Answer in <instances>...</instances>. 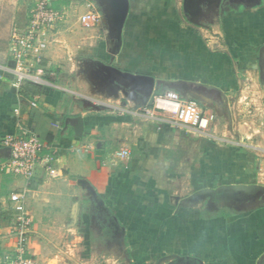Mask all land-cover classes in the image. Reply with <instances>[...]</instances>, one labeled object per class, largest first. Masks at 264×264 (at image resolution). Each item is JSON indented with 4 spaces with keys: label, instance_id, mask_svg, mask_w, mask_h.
Here are the masks:
<instances>
[{
    "label": "crops",
    "instance_id": "0c3cea01",
    "mask_svg": "<svg viewBox=\"0 0 264 264\" xmlns=\"http://www.w3.org/2000/svg\"><path fill=\"white\" fill-rule=\"evenodd\" d=\"M35 1L0 0V143L20 124L29 127L47 143L54 172L40 165L29 181L6 173L5 184L0 181V264L15 242L10 225L15 212L8 200L13 191L26 193L28 250L41 260L48 256L47 241L59 244L83 223L75 240H88L94 230L102 240H115L118 264H264V193L256 199H240L229 190L195 196L232 184L264 188V122L250 118L254 127L239 123L238 133L231 110L246 72L257 76L264 97V0H128L120 32L113 0H88L100 15L88 27L101 26L105 33L99 48L88 47L91 54L109 69L116 52L113 68L153 79L129 87L124 81V87L105 91L102 99L76 98L69 92L62 82V53L50 45L42 64L55 75L43 84L29 82L22 90L12 85L11 34L26 27ZM57 40L55 47L61 49L62 39ZM115 72L118 81L125 79ZM160 80L181 81L183 97L198 100L215 114L207 133L141 117L134 109L141 106L139 95L160 86L171 89ZM191 83L221 92L200 95ZM190 143L196 148L193 155L186 148ZM87 144L92 147L86 149ZM122 147L130 148V158L117 165L104 163ZM189 177L195 190L188 194L181 183Z\"/></svg>",
    "mask_w": 264,
    "mask_h": 264
},
{
    "label": "built area",
    "instance_id": "2783aa9c",
    "mask_svg": "<svg viewBox=\"0 0 264 264\" xmlns=\"http://www.w3.org/2000/svg\"><path fill=\"white\" fill-rule=\"evenodd\" d=\"M60 3H66L69 7L83 4L89 6L90 9L79 17L80 23L84 26L95 25L100 19V15L91 8L92 3L88 0H36L28 13L26 27L16 28L11 34V58L14 64L9 70L14 75L12 85L17 90H22L29 82L43 84L48 77L55 75V72L42 64V61L52 36L56 34L55 31L67 12L64 7H60ZM31 105L37 106V100L33 99ZM153 108L167 115L170 120L161 119L159 114L153 111H147L148 117L156 121H166L173 127L193 129L199 133H207L211 123L216 119L215 114L207 112L198 100L183 97L173 89L154 94ZM2 141L3 146L11 148L10 156L0 163V169L4 173L21 175L29 181L34 177L38 167L43 165L46 171L53 174V155L46 151L47 143L29 127L20 124L16 132L7 134ZM91 147L92 145L87 144L86 149ZM130 156V148L122 147L109 153L104 163L117 165ZM25 198L26 193L21 191H13L8 197L15 212L11 225L15 242L5 256V264H38L28 250L31 217L26 208Z\"/></svg>",
    "mask_w": 264,
    "mask_h": 264
},
{
    "label": "rangeland",
    "instance_id": "374dc122",
    "mask_svg": "<svg viewBox=\"0 0 264 264\" xmlns=\"http://www.w3.org/2000/svg\"><path fill=\"white\" fill-rule=\"evenodd\" d=\"M94 6L96 8H99L97 3H95ZM60 7H64V10L67 12L63 20L59 23L61 25H58L57 30H62V32L61 34H58V31H55L56 34L52 36L50 49H56L62 53V55L59 56L61 57L60 59H62L60 60L62 61L60 68L63 70L62 82L66 83L65 86L69 89V92L77 95L76 98L84 99V95H90L93 97H97V99H102L101 95L102 93L104 94L105 91H108L107 93L111 94V90L124 87V81H126L127 84L131 83L130 81L125 79H123V81L121 82L118 81V75L115 72L116 68H113L116 67V52H114L115 55H112L114 59L111 57L109 63H107L109 69H107L106 64L104 65V63L99 62L100 58L99 56H97V54H91L94 52H92V50L90 52L88 47L95 46V48H99V43L101 39L104 38L105 33L102 30L101 26L88 27L80 23L79 17L84 11L88 10V6L83 4L79 6L75 5L74 7H69L66 3H60ZM91 8H94L93 5L91 6ZM30 9L28 13L30 12ZM97 10L99 11V13H102L99 9ZM105 18L106 17L104 16V19ZM113 30L116 29L113 27ZM59 37L62 39L61 49L55 47L59 42L57 40ZM207 39L214 40V38L212 37ZM90 41H92V44L90 43ZM106 45L108 46L107 43ZM211 45L215 44L211 43ZM93 51L95 50L93 49ZM64 79H66V81H64ZM125 87H127L126 84ZM70 90L73 92H71ZM161 91L162 87L160 86L155 90L153 89L152 93H161ZM89 93L93 94L91 95ZM152 93L149 95H139L141 98L139 102H141L142 104L140 103L141 106L134 107V109H137V111L142 113L141 117H146V119L151 121L156 120H154L152 117H148V114H146L147 111H153L159 114L160 118L163 120H170L167 115L161 114L154 110V95ZM123 100L127 102L125 98H123ZM233 100L236 101V105L235 107H232L231 110H233L232 113H236L235 125L237 126L238 133H240V128L238 126L239 123H241V125H244L248 129H252V127H254L252 123H249L248 121L250 118H253L254 121L257 122H264V112L262 111L264 107L262 106L261 102L262 100H264V97L261 92L260 82L258 81L256 75L254 77L253 74L250 75L247 72L245 75H243L242 92L239 94V96L234 97ZM226 120L227 114L226 116H221V121L223 124H226ZM246 122L248 124H245ZM0 144H3V141H1ZM184 145H182L183 148L185 147ZM0 146L3 147L2 145ZM183 148L178 151L183 150ZM186 148L190 152V155H193V153L196 152L194 143H190V146L188 145ZM177 153L179 154L181 152ZM5 178V173L0 169V181L2 184H5L3 182ZM181 184L184 188L183 191H188V194L195 190L194 185L191 184L190 177L187 180H184L183 178ZM1 211L2 210H0V213H2ZM82 224L83 223L79 224V227L75 233L71 232V234L64 238L59 244L57 241H47L46 252L48 253V256L45 258V260H41V257H39V255L34 256L38 264H57V258L62 259V264H118L121 261V258H118L120 247L116 244L115 240H102L100 238V233L97 234V231L95 232V230L91 232L94 235L96 234L93 239L90 238V235L92 234L88 232V240H82L81 238H79L78 241L75 240V235L80 236V229L83 230L85 228V225ZM88 229H91L90 225L88 226ZM75 246L80 247L78 250L70 251V249L74 248Z\"/></svg>",
    "mask_w": 264,
    "mask_h": 264
},
{
    "label": "water",
    "instance_id": "95a60500",
    "mask_svg": "<svg viewBox=\"0 0 264 264\" xmlns=\"http://www.w3.org/2000/svg\"><path fill=\"white\" fill-rule=\"evenodd\" d=\"M113 4L116 7V18H117V25H118V29L119 32L122 29V25L125 21L127 12H128V0H113L112 1ZM117 72H119V74H121L123 76V78H125L126 80L130 81V82H140V81H150L153 82V79H149V77L144 76V75H135L132 73H127V72H120L118 70H116ZM158 83H162L164 85H168L171 89H174L178 92H181L182 90L180 89L179 85L182 83L181 81H170V80H160L158 81ZM191 90L193 92L199 93L200 95H206V96H211L214 94L219 95L220 94V89L214 87V86H210V85H206V84H198V83H191ZM81 121L79 122V124L77 125V132H80L81 129ZM10 152H11V148L8 146H3L0 147V160L3 158H8L10 156ZM79 183L86 188L89 193L98 200V202L100 204H103V200L98 196V193L95 191V189L90 185V183L85 180V179H81L79 181ZM234 191L237 192L238 194H240L242 196V198L240 199H256L257 196H260L264 193V188H262L259 185L256 184H232V185H224V186H220L217 189H212V188H208V189H203L201 191H199L198 193L195 194V196H198L199 194H204V193H219L222 191ZM254 191H256L255 194H252Z\"/></svg>",
    "mask_w": 264,
    "mask_h": 264
},
{
    "label": "trees",
    "instance_id": "16d2710c",
    "mask_svg": "<svg viewBox=\"0 0 264 264\" xmlns=\"http://www.w3.org/2000/svg\"><path fill=\"white\" fill-rule=\"evenodd\" d=\"M9 219V218H8ZM9 221H12V219H9Z\"/></svg>",
    "mask_w": 264,
    "mask_h": 264
}]
</instances>
